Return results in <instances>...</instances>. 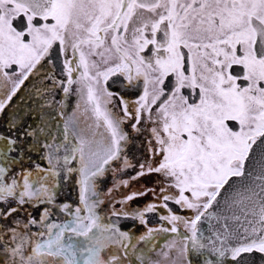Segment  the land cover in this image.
<instances>
[{
	"label": "snow or ice",
	"instance_id": "obj_1",
	"mask_svg": "<svg viewBox=\"0 0 264 264\" xmlns=\"http://www.w3.org/2000/svg\"><path fill=\"white\" fill-rule=\"evenodd\" d=\"M0 264H264V0H0Z\"/></svg>",
	"mask_w": 264,
	"mask_h": 264
},
{
	"label": "flooded vegetation",
	"instance_id": "obj_2",
	"mask_svg": "<svg viewBox=\"0 0 264 264\" xmlns=\"http://www.w3.org/2000/svg\"><path fill=\"white\" fill-rule=\"evenodd\" d=\"M142 182H143V183H146V182H149V181H142ZM129 191H130V189H129ZM135 203H136V202L133 203V206H135Z\"/></svg>",
	"mask_w": 264,
	"mask_h": 264
},
{
	"label": "rangeland",
	"instance_id": "obj_3",
	"mask_svg": "<svg viewBox=\"0 0 264 264\" xmlns=\"http://www.w3.org/2000/svg\"><path fill=\"white\" fill-rule=\"evenodd\" d=\"M143 200H144V198H141V200L139 201L140 203H143Z\"/></svg>",
	"mask_w": 264,
	"mask_h": 264
},
{
	"label": "water",
	"instance_id": "obj_4",
	"mask_svg": "<svg viewBox=\"0 0 264 264\" xmlns=\"http://www.w3.org/2000/svg\"><path fill=\"white\" fill-rule=\"evenodd\" d=\"M153 223H155V221L153 220Z\"/></svg>",
	"mask_w": 264,
	"mask_h": 264
}]
</instances>
